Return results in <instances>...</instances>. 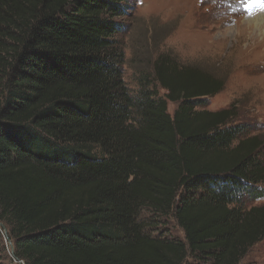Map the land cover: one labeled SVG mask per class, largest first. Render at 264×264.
Masks as SVG:
<instances>
[{
  "label": "trees",
  "instance_id": "trees-1",
  "mask_svg": "<svg viewBox=\"0 0 264 264\" xmlns=\"http://www.w3.org/2000/svg\"><path fill=\"white\" fill-rule=\"evenodd\" d=\"M130 10L0 0V264L8 242L23 264H241L264 241V204L245 202L264 139L235 105L205 109L225 80L167 54L132 93L116 38ZM144 209L184 240L147 232Z\"/></svg>",
  "mask_w": 264,
  "mask_h": 264
},
{
  "label": "rangeland",
  "instance_id": "rangeland-1",
  "mask_svg": "<svg viewBox=\"0 0 264 264\" xmlns=\"http://www.w3.org/2000/svg\"><path fill=\"white\" fill-rule=\"evenodd\" d=\"M129 2L128 16L119 20L125 29L116 38L125 51L123 73L130 91L138 93L145 78H150L155 60L167 54L225 80L224 91L207 99L205 109L216 112L235 105L240 113L238 123L247 135L264 139V38L249 23L250 18L264 13V0ZM176 109V104L168 103L171 115ZM261 189L256 198L245 201L248 207L264 204V187ZM138 219L153 236L184 240L171 218H158L144 209ZM6 245L5 264H10L12 247ZM241 264H264V241L251 249Z\"/></svg>",
  "mask_w": 264,
  "mask_h": 264
},
{
  "label": "bare ground",
  "instance_id": "bare-ground-1",
  "mask_svg": "<svg viewBox=\"0 0 264 264\" xmlns=\"http://www.w3.org/2000/svg\"><path fill=\"white\" fill-rule=\"evenodd\" d=\"M250 24H253L260 32V35L264 38V13H260L257 16L250 18ZM252 26V25H251Z\"/></svg>",
  "mask_w": 264,
  "mask_h": 264
},
{
  "label": "water",
  "instance_id": "water-1",
  "mask_svg": "<svg viewBox=\"0 0 264 264\" xmlns=\"http://www.w3.org/2000/svg\"><path fill=\"white\" fill-rule=\"evenodd\" d=\"M0 228L3 230V233H4V236H5V238H6V240H7V238H8V230L6 229V227L4 226V225H2V224H0ZM10 245H11V243L10 242H8ZM12 258L16 261V262H19V264H23L21 261H18V259L15 257V254H14V248L12 247Z\"/></svg>",
  "mask_w": 264,
  "mask_h": 264
},
{
  "label": "snow or ice",
  "instance_id": "snow-or-ice-1",
  "mask_svg": "<svg viewBox=\"0 0 264 264\" xmlns=\"http://www.w3.org/2000/svg\"><path fill=\"white\" fill-rule=\"evenodd\" d=\"M254 2L258 3V2H260V0H254Z\"/></svg>",
  "mask_w": 264,
  "mask_h": 264
}]
</instances>
